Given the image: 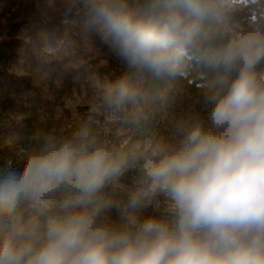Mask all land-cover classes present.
I'll list each match as a JSON object with an SVG mask.
<instances>
[{"label": "clouds", "instance_id": "1", "mask_svg": "<svg viewBox=\"0 0 264 264\" xmlns=\"http://www.w3.org/2000/svg\"><path fill=\"white\" fill-rule=\"evenodd\" d=\"M251 2L85 0L134 71L101 85L71 135H37L20 167L0 168V264H264V15L241 22ZM190 62L218 73L207 122L187 114L126 149L94 133V116L150 125Z\"/></svg>", "mask_w": 264, "mask_h": 264}, {"label": "rangeland", "instance_id": "2", "mask_svg": "<svg viewBox=\"0 0 264 264\" xmlns=\"http://www.w3.org/2000/svg\"><path fill=\"white\" fill-rule=\"evenodd\" d=\"M84 3L85 0H0V43L7 42L14 31H18L17 39L23 43L18 63L11 70H0V101H17L16 89L21 91V97L46 101L35 109L0 120V138H6L0 148L10 149L0 168L20 167L18 153L34 145L37 135H71L92 116L91 107L101 85L134 71L126 61L122 72L113 68L108 73L98 71L108 69L110 60L121 56L89 26ZM78 69L87 74L69 81ZM22 81L30 88L26 93H22ZM201 93H192L176 78L165 111L157 114L150 125L123 126L106 116H94L92 129L100 139L123 149L153 133L170 137L172 122L181 116L195 114L207 122L210 108L203 103ZM133 176L134 172L127 173L123 182L131 183ZM153 214L158 213L151 208L140 212L142 218ZM109 215L115 223L123 222L117 210Z\"/></svg>", "mask_w": 264, "mask_h": 264}, {"label": "trees", "instance_id": "3", "mask_svg": "<svg viewBox=\"0 0 264 264\" xmlns=\"http://www.w3.org/2000/svg\"><path fill=\"white\" fill-rule=\"evenodd\" d=\"M129 7L139 10L147 2V0H126ZM252 15H264V0L262 3H257V0H252L251 7H246L240 14L241 22H246L251 18ZM24 29H27L24 27ZM18 31L11 33L10 39L7 42L0 43V70H11L19 60V52L23 43L20 39H17ZM99 34V33H98ZM103 49H107L106 46H103ZM110 65L108 69H98L102 72H110L112 68L116 72H122L125 64V60L122 57H116L110 60ZM87 73L84 69H78L71 74L69 81L74 80L75 78H84ZM218 73L211 69H207L202 65L196 64L195 62L188 63L182 70L181 74L177 77L180 84L190 89L192 93H197L198 91H203L204 88L213 84L217 78ZM68 80V79H67ZM83 80V79H82ZM85 81H83L84 83ZM30 85V83H29ZM22 93H26L30 90L27 83L23 81L20 83ZM87 86H89L87 84ZM17 101H0V120L2 118H7L8 116L13 117L16 113L27 111L29 108H34L36 105H41L45 103L42 98L38 101L31 99L30 97H21L20 90L16 89ZM48 103H46L47 105ZM28 106V107H27ZM3 141H6L4 137L2 140L0 138V146H2ZM10 149L7 147L0 148V167L4 164V161L9 154Z\"/></svg>", "mask_w": 264, "mask_h": 264}]
</instances>
